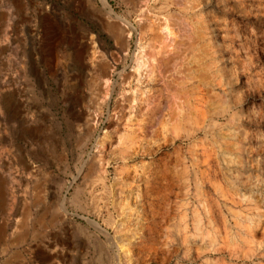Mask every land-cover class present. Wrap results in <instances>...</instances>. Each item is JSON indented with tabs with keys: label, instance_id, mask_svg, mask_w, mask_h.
Here are the masks:
<instances>
[{
	"label": "rangeland",
	"instance_id": "rangeland-1",
	"mask_svg": "<svg viewBox=\"0 0 264 264\" xmlns=\"http://www.w3.org/2000/svg\"><path fill=\"white\" fill-rule=\"evenodd\" d=\"M0 264H264V0H0Z\"/></svg>",
	"mask_w": 264,
	"mask_h": 264
},
{
	"label": "bare ground",
	"instance_id": "bare-ground-1",
	"mask_svg": "<svg viewBox=\"0 0 264 264\" xmlns=\"http://www.w3.org/2000/svg\"><path fill=\"white\" fill-rule=\"evenodd\" d=\"M157 33H158V37H157V39L155 40L156 42L155 43H157L156 44V51L157 52H159V53H166V50H167V45H168V41H167V39H166V37H165V35L162 33V31H161V29L160 28H158V30H157ZM179 44V43H178ZM93 58V57H92ZM94 66H99V67H102L103 66V64H101V63H99V62H96L95 63V65ZM105 67V66H104ZM103 68V67H102ZM219 132V131H218ZM218 135H220V134H218ZM222 135V134H221ZM223 136V135H222ZM223 144V143H222ZM225 148V147H224Z\"/></svg>",
	"mask_w": 264,
	"mask_h": 264
}]
</instances>
